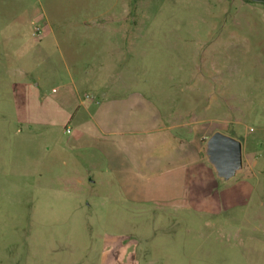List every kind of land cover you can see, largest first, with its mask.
I'll return each mask as SVG.
<instances>
[{
  "label": "rangeland",
  "instance_id": "374dc122",
  "mask_svg": "<svg viewBox=\"0 0 264 264\" xmlns=\"http://www.w3.org/2000/svg\"><path fill=\"white\" fill-rule=\"evenodd\" d=\"M133 91L201 130V176L148 190L191 202L126 196L70 150L71 94ZM216 132L242 143L229 179ZM0 264H264V0H0Z\"/></svg>",
  "mask_w": 264,
  "mask_h": 264
},
{
  "label": "crops",
  "instance_id": "0c3cea01",
  "mask_svg": "<svg viewBox=\"0 0 264 264\" xmlns=\"http://www.w3.org/2000/svg\"><path fill=\"white\" fill-rule=\"evenodd\" d=\"M85 75L80 80V85L91 81L87 73ZM78 82L79 80L70 83L74 85L71 90L74 93H77ZM74 95L71 94L73 102L70 106V116L71 121L76 119V133H73L74 136L68 145L71 151L91 149L95 152L91 156L93 167H102L100 170L112 176H105L103 185L110 186L118 181L124 195L138 198L140 202L158 201L171 205L191 202L186 201L187 196L182 194V190H171L164 195L148 190L151 185L159 182H194L196 174L201 176V130L192 124L190 133L195 134L191 137L181 136L161 106L150 96H145L139 91L121 96H98L87 92L88 100H81L79 96ZM181 127L186 130L185 125ZM213 169L216 172V169ZM213 181L216 183L217 174L213 175ZM75 182L77 190L88 185L87 180L80 175H76ZM211 182L212 180L209 182L211 187L208 196L213 198L212 193L215 190H212ZM94 183L90 181L89 184ZM65 192L70 193L69 190ZM114 195L116 194L112 191L109 197H115ZM222 200L227 208L228 198L222 197ZM199 209H209L211 212L221 210L215 205L208 208L202 207L201 204Z\"/></svg>",
  "mask_w": 264,
  "mask_h": 264
},
{
  "label": "water",
  "instance_id": "95a60500",
  "mask_svg": "<svg viewBox=\"0 0 264 264\" xmlns=\"http://www.w3.org/2000/svg\"><path fill=\"white\" fill-rule=\"evenodd\" d=\"M210 162L222 178L234 176L242 155V143L221 132L212 135L208 142Z\"/></svg>",
  "mask_w": 264,
  "mask_h": 264
},
{
  "label": "built area",
  "instance_id": "2783aa9c",
  "mask_svg": "<svg viewBox=\"0 0 264 264\" xmlns=\"http://www.w3.org/2000/svg\"><path fill=\"white\" fill-rule=\"evenodd\" d=\"M67 132L70 133L71 131L68 129Z\"/></svg>",
  "mask_w": 264,
  "mask_h": 264
}]
</instances>
